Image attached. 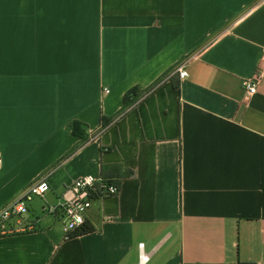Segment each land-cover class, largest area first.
I'll use <instances>...</instances> for the list:
<instances>
[{"label":"crops","instance_id":"obj_1","mask_svg":"<svg viewBox=\"0 0 264 264\" xmlns=\"http://www.w3.org/2000/svg\"><path fill=\"white\" fill-rule=\"evenodd\" d=\"M263 53L264 0H0V209L49 187L0 264H264ZM86 175L119 191L68 239Z\"/></svg>","mask_w":264,"mask_h":264},{"label":"built area","instance_id":"obj_2","mask_svg":"<svg viewBox=\"0 0 264 264\" xmlns=\"http://www.w3.org/2000/svg\"><path fill=\"white\" fill-rule=\"evenodd\" d=\"M264 58V53H263ZM176 74L179 79L186 78L188 73L185 63L174 68L170 75ZM169 77V76H168ZM258 77L246 79L242 82L245 92L244 99H249L256 91ZM109 90L104 89V93ZM1 166V157H0ZM49 187L45 178L31 183L21 194L9 201L0 209V233L12 231L9 225L13 217L23 216L27 212L29 203L33 198L41 197L48 192ZM119 186L112 182L96 178L90 175L82 176L73 180L64 190L62 197L56 204L42 207V213L57 216L61 221V229L66 238L69 234L84 223V215L91 207L93 201L116 195ZM18 220V219H17ZM27 226H32L28 224ZM142 244H139L141 247ZM141 260L146 259L140 256Z\"/></svg>","mask_w":264,"mask_h":264},{"label":"trees","instance_id":"obj_3","mask_svg":"<svg viewBox=\"0 0 264 264\" xmlns=\"http://www.w3.org/2000/svg\"><path fill=\"white\" fill-rule=\"evenodd\" d=\"M137 93H138V90L133 88V89H131L130 91H128V92H126L124 94V96H123V107H122L120 113L123 112L125 110L126 106L128 105V98H130V97H131V99L137 98V96H138ZM103 120L104 119L102 118V121ZM72 132L74 134H80L76 122H74L72 124ZM79 136H82V134H80ZM93 230L94 229H93V227L91 225H89L87 223H83L80 227H78L77 229H75L74 231H72L69 234L68 239H71V238H74V237H78V236H81V235H84V234H88V233L92 232Z\"/></svg>","mask_w":264,"mask_h":264},{"label":"rangeland","instance_id":"obj_4","mask_svg":"<svg viewBox=\"0 0 264 264\" xmlns=\"http://www.w3.org/2000/svg\"><path fill=\"white\" fill-rule=\"evenodd\" d=\"M32 202V203H31ZM30 203L32 204V206H39L40 205V199L37 198H33L32 201ZM29 203V204H30ZM45 206V205H44ZM12 219L17 220L19 219V217H13Z\"/></svg>","mask_w":264,"mask_h":264}]
</instances>
